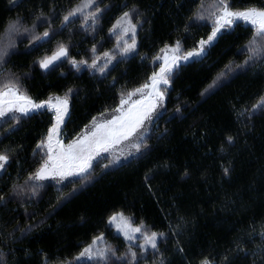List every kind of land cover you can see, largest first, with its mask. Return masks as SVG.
<instances>
[{
    "label": "trees",
    "instance_id": "obj_1",
    "mask_svg": "<svg viewBox=\"0 0 264 264\" xmlns=\"http://www.w3.org/2000/svg\"><path fill=\"white\" fill-rule=\"evenodd\" d=\"M227 2L236 10L264 6V0ZM80 3L15 0L10 5L0 0V36L17 16L29 29L39 16L37 36L49 31L39 40H31V31L13 37L7 63H0V84L14 78L34 100L66 97L60 137L65 144L93 117L112 115L121 95L159 68L162 61L155 58L164 55L165 44L171 48L179 41L183 54L207 40L212 28L211 20L193 15L200 0H93L99 8L94 24L80 14L63 22ZM125 11L137 25V48L122 56L117 46L125 38L119 30ZM251 38L250 25L238 21L205 44L202 56L180 60L165 108L146 135L147 146L115 167L100 158L85 179H47L35 195L17 194L13 185L25 184L46 151L37 145L46 137L53 112H31L15 123L3 119L0 151L10 156L9 167L0 172V194L7 201H0V253L6 264H78V253L101 233L120 256L129 242L109 226L114 212L164 233L157 249H134L139 264L162 259L164 264H199L204 257L213 264H264V109H252L264 97V61L238 67ZM59 44L67 47L68 57L41 69L39 59ZM93 46L97 60L105 59L100 55L105 51L116 53L103 73L91 70ZM70 58L89 64L77 69ZM228 135L235 138L233 144L226 142ZM224 167L230 168L227 176ZM79 264L88 261L79 257Z\"/></svg>",
    "mask_w": 264,
    "mask_h": 264
},
{
    "label": "snow or ice",
    "instance_id": "obj_2",
    "mask_svg": "<svg viewBox=\"0 0 264 264\" xmlns=\"http://www.w3.org/2000/svg\"><path fill=\"white\" fill-rule=\"evenodd\" d=\"M10 5L15 4V0H8ZM18 6V5H17ZM88 11L85 15L86 9ZM99 8L93 4V0H81V3L72 8L66 15L63 16V22L67 23L70 17H75L78 13L84 16L85 21L91 17L92 23L96 21V13ZM42 15V14H41ZM193 15L198 19L212 21L211 32L208 34L207 40L200 39L198 46L184 51L181 55L180 42L177 41L171 47L169 54V45L165 44L160 50L164 53L163 56H157L155 59L162 60L157 70L147 77V80L139 86L127 91L121 95L119 104L112 110L113 114L110 118L104 117V113L99 115L102 119L97 120L93 117L89 124L84 126V129L76 139L69 141L67 144L63 142L61 137V124L64 123L65 115L68 113V100L59 96L53 99L49 97L47 100H34L26 94L19 86V81L7 79L0 84V118H3L5 123L12 121L13 123L28 117L31 112H39L42 109L52 111V122L47 129V134L38 145V149H46L38 167L35 171L28 174L24 185H13V189L17 190V194L24 191L31 192L35 195L39 188L44 185L40 182L47 179L64 180L68 177L79 176L85 179L90 175L89 170L93 168V160L101 152H108L115 145H119L124 141L132 142V147L137 152H140L142 147L147 146L148 127L145 121L151 123L153 114L157 108H163L165 103V94L168 91V86L171 83L172 74L175 68L178 67L180 60L187 61L189 58L202 56L205 52L204 45L213 41L217 34L222 29L231 28L238 21L250 25L252 38L248 41L247 46L241 50V55H244V62L238 67L247 68L257 62L264 61V6H249L243 9H233L227 0H209L207 6L204 0H200L198 9ZM40 17H34L32 28L29 29L24 25L20 16L15 19H10L5 28V35L0 36V63H7L5 57L9 55V49L14 46L13 37L21 32H33L31 40H39L49 37V31L45 28L44 32L37 36L34 34V29L37 26L36 20ZM122 18L126 21V26L122 29V35L125 37L122 44H118L119 53L122 56H127L134 52L137 48L136 44V23H133V16L130 11L122 13ZM138 22L139 17L135 18ZM116 25H113L115 28ZM131 33V35H128ZM119 40L120 37L118 36ZM31 40L29 41L31 43ZM94 58L90 62L93 68L104 70L111 60L116 55L113 51H105L101 53L105 59L103 65L97 63L95 58L96 49L93 46ZM61 57H68V49L64 44H59L57 49L51 54L39 59V67L48 69L53 65L54 61ZM73 67L79 68L80 65H88L89 61L81 59L77 61L75 58H70ZM3 70L0 69V72ZM71 91V90H69ZM138 96L137 99H133ZM264 109V97H261L257 104L252 105V109ZM180 112V108H176ZM9 113L11 115H9ZM19 113L20 115H17ZM228 144H233L235 138L231 135L225 137ZM223 149V145L221 146ZM10 156L7 151H0V172L6 171L9 167ZM108 165H104L107 167ZM223 173L225 176L230 174V168L224 167ZM0 201L7 203L3 194H0ZM108 224L115 227L117 232L129 242V247L125 253L117 256V249L111 247L103 241V233L99 237H93L92 243L85 246L78 253L79 257H85L88 264H139L137 259L136 249L143 252L148 247L152 249L158 248L159 239L164 236L163 232L149 231L143 226L134 224L129 217H126L122 212H114L108 216ZM139 235H136V234ZM261 239L264 240V230L260 233ZM138 241V245L131 242ZM182 251V249H181ZM0 264H6L4 256L0 253ZM160 264H164L163 259ZM199 264H213L208 258L204 257Z\"/></svg>",
    "mask_w": 264,
    "mask_h": 264
},
{
    "label": "rangeland",
    "instance_id": "obj_3",
    "mask_svg": "<svg viewBox=\"0 0 264 264\" xmlns=\"http://www.w3.org/2000/svg\"><path fill=\"white\" fill-rule=\"evenodd\" d=\"M78 14H79V13H78ZM78 14H77V15H78ZM77 15H76V16H77ZM125 26H126V21H122V22H121V26H119V27H120L119 30L122 31V29H123ZM117 28H118V27H117ZM120 34H121V33H120ZM129 34H131V33H129ZM121 35H122V34H121ZM121 42H122V41H121ZM180 48H181V47H180ZM181 52H182V49H181ZM169 54H171V48H169ZM181 55H182V53H181ZM65 58H67V57H61L59 60L54 61L53 65H55V64H57L58 62L64 60ZM160 61H162V60H160ZM184 61H185V60H184ZM103 62H104V59L97 60V63L100 64V65H103ZM112 64H113V62H110L106 67H104V70H103V71H100L99 68H93V67H91V70H93L94 72L103 73V72H105L107 69H109V68L111 67ZM53 65H50L49 68H51ZM49 68H48V69H49ZM48 69H44V70H48ZM137 98H138V96H134V97H133V99H137ZM166 101H167V97H166V94H165V103H164V107H163V108H157L156 113L153 114V120H152L151 123H148V121H145V124H146L147 127H148V131H149V129L151 128V126H152L154 120H155V119L161 114V112L164 110V108H165V104H166ZM17 114H19V113H17ZM9 115H11V114L9 113ZM105 117L110 118L111 115H109V116H105ZM100 119H102V117L99 118V119H97V120H100ZM2 120H3V118H0V123L2 122ZM147 133H148V132H147ZM147 133H146V135H147ZM62 140H63V142H64V139H62ZM132 143H135V141L133 140L131 143L128 142V141H124V142H122V143L119 144V145H115V146H113V148L110 149V150H109L108 152H106V153H105V152H101V153L99 154V156H97L96 158H94V160H93V164H94L96 161H99L100 158L107 159V160L109 161V167H115V166H118V165H120V164H122V163L128 161L129 159L135 157V156L137 155V153H138V152L135 150V148L132 147ZM77 177H79V176L68 177V178H66V179H64V180H60V181H68V180H71V179H75V178H77ZM48 180H59V179L57 178V179H48ZM113 228L115 229V227H113ZM115 230H116V229H115ZM116 233H117L118 235H120V234L117 232V230H116ZM136 235H139V234L137 233ZM121 236H122V235H121ZM122 237H123V236H122ZM123 238H124V237H123ZM132 242H133V241H132ZM103 243H105V242L102 241V242H101V246H102ZM134 245H135V242H134ZM147 250H152V248H151V247H148ZM83 260L87 261L86 256L83 257Z\"/></svg>",
    "mask_w": 264,
    "mask_h": 264
}]
</instances>
